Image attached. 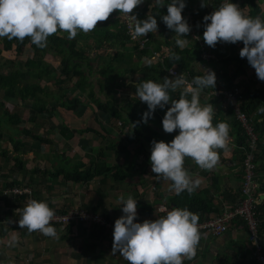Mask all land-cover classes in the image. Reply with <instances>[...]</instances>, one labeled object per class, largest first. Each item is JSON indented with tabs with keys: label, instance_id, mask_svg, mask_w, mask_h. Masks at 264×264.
Instances as JSON below:
<instances>
[{
	"label": "crops",
	"instance_id": "obj_1",
	"mask_svg": "<svg viewBox=\"0 0 264 264\" xmlns=\"http://www.w3.org/2000/svg\"><path fill=\"white\" fill-rule=\"evenodd\" d=\"M257 1L261 10L264 9V0ZM115 11V17L120 18L119 10ZM262 13L264 14V11ZM197 41L200 44V41ZM150 51V62H157L164 59L163 54L166 53V48L161 46V50L158 51L150 45ZM107 52L113 55L116 49L110 48ZM135 53L137 56V51ZM154 53H157L159 57H154ZM145 61L148 63L149 59L144 58L143 62ZM200 65L205 72L206 69L214 70L220 85L217 90H204L200 96L201 103H212L215 108L214 117L217 116L218 120L226 121L230 125L228 146L226 149H217L220 158L214 168L202 169L193 159L185 158L184 167L189 170L190 175L201 181L193 193L211 199L214 205L213 211L199 215L203 219L198 222H203L221 214L225 209L233 207L240 201V190L245 173L244 159L248 150V144L245 147L238 142V132L234 126V119L236 120L237 117L233 106L221 93L215 94L217 98L211 96L215 92L234 88H240L246 95L259 88L261 84L253 77L255 73L248 72L249 66L246 74L239 75L232 87H227L218 77L224 71L219 60L208 63L202 59ZM230 67L233 68V65ZM168 69H166V75L170 77ZM179 71L184 73L189 81L192 80L187 72ZM125 80L124 86L115 89L119 106L123 105L125 97L139 99L135 95L136 87H134L138 82L133 81L130 76ZM119 82L122 80L119 79ZM103 83L99 73H97V78L90 77V84L95 93L100 90V94L106 93L109 98V91L106 88L102 89ZM69 88V92L66 93L71 94L73 86ZM88 90L83 92V101L86 104L83 112L73 115V112L68 113L66 110V114L62 112L63 109L59 108L58 111L56 108L51 114L39 117L34 122L26 121V126L21 128L31 129L42 137H47V144H41L29 136L30 139L24 138L26 135L20 134L19 137L26 143L19 154L23 158L22 168L15 165L13 158L18 154L14 153L12 140L5 139L3 135L0 144V264H128V261L118 252L112 253L114 230L106 229L102 225L77 223L65 229L55 226L58 238H54L43 233L28 232L19 224L4 223L5 218H20L21 209L27 204L25 201L29 199L26 200L28 196L25 195L5 196L3 191L12 187L5 185L8 180H15L16 185L13 186H31L32 196L30 198L47 200L55 212L83 207L102 215L113 223L123 215L121 205L116 202L120 196L126 198L130 194L136 198L138 211L136 219L139 222L145 219L154 220L164 215L159 212L160 206H165L168 210L174 206L183 207L175 201L182 191L177 193L170 190L171 181L153 173L150 163L152 141H171L179 132L177 129L172 133H167L162 127L163 116L171 105H166L164 109L157 107L158 118L148 122L152 132H146L139 137L128 136V131L134 127V123L128 120L127 111L123 110V118H112L103 111H97L95 103L88 97ZM96 97L105 100L97 93ZM53 102L57 103L55 99L50 103ZM23 106H18V108L22 109ZM139 107L147 109L146 102H141ZM10 110L13 111L14 106ZM25 110L30 113L28 108ZM249 116L254 120L251 115ZM71 118L77 120L76 126L73 127H77L75 129L78 131L75 130L74 133L70 130L73 129L69 122ZM253 126H255L254 121ZM7 142L10 143L8 147L4 145ZM4 151L7 152L6 155L3 154ZM258 151H262L259 148V137ZM11 152L14 155H11L10 160L12 161L10 162L9 159L7 160V155L13 154ZM57 153L58 156L54 155ZM59 161L61 165H65L66 169L79 168L83 172H90L91 176L88 180L80 182L66 180L64 174L57 173L61 171ZM256 179L261 185L259 197L260 206H262L264 204V171L256 169ZM261 216L260 242L264 245V230L262 231L264 214L261 213ZM199 232L200 240L196 255L190 260L185 259L183 264H258L254 258V247L250 242L248 229L242 219H235L228 231L221 235Z\"/></svg>",
	"mask_w": 264,
	"mask_h": 264
},
{
	"label": "clouds",
	"instance_id": "obj_2",
	"mask_svg": "<svg viewBox=\"0 0 264 264\" xmlns=\"http://www.w3.org/2000/svg\"><path fill=\"white\" fill-rule=\"evenodd\" d=\"M187 0H152L150 9L167 5L162 22L176 34L175 44L183 49L188 44L191 25L182 15ZM144 0H0V37L46 47L48 37L67 32L73 39L78 32L88 33L105 21L115 10L126 19L133 40L149 33H156L158 22L153 11L143 19L134 9ZM201 0V7L208 6ZM264 11V9H262ZM203 40L215 47L218 42H243L239 55L247 58L258 79L264 81V15H249L234 0H221L218 7L203 17ZM179 60L180 57L176 56ZM216 73L206 69L202 75L189 81L183 73L163 77L162 82L141 80L135 95L146 102L147 111L142 120L148 122L157 107L167 108L162 127L167 133L179 130L171 141L153 140L151 145V170L157 176L171 181L169 189L177 193L195 191L201 181L190 175L184 167L185 158H191L202 169L211 170L219 161L217 149H226L229 143L230 125L226 121L213 123L215 108L212 103L202 104L204 89L216 87ZM180 89L179 97L171 93ZM264 112V105L258 107ZM134 126V125H133ZM123 215L114 222L112 253H119L128 264H183L196 255L200 240L199 215L187 207L174 206L164 215L139 222L137 200L132 195L120 196L116 201ZM55 209L47 200L31 199L21 209L18 224L28 232L39 230L46 236L58 238L56 228L50 223Z\"/></svg>",
	"mask_w": 264,
	"mask_h": 264
},
{
	"label": "trees",
	"instance_id": "obj_3",
	"mask_svg": "<svg viewBox=\"0 0 264 264\" xmlns=\"http://www.w3.org/2000/svg\"><path fill=\"white\" fill-rule=\"evenodd\" d=\"M168 2H170V0H163V3ZM206 2L209 5L201 7V0H187L186 7L182 12V15L187 20L189 13L199 18L200 22L196 26V32L203 43H205L202 38L204 31L203 17L211 13L214 8L218 7L221 0H206ZM234 2L241 8H244L245 11L253 17L258 14L264 15L257 0H234ZM151 3L152 0H144V3L138 5L137 8L134 9V12L140 19L145 18L148 11H153L158 22V34L157 32L147 34V36H145L147 41L146 47L143 49H139L138 44L130 39L121 19L115 17L116 11L110 14L107 20L98 21L97 27L94 30L88 33L78 32L77 36L73 39H68L67 32L58 31L50 35L46 47L43 48L31 43L29 37H25L23 41L15 38L8 39L7 37H3L0 40V54L7 51L15 52L17 54V59L15 58L16 61L19 60L18 57L24 55L25 58H23L21 69L23 70L24 67L28 73H25V75L36 78L37 82H21L20 77L23 76L24 73L20 70L12 72L8 76L3 75L0 71V110H2L0 111V144L3 140L2 130L4 127L19 134H25L32 140L38 141L41 144L46 143L45 137L35 133L33 130L16 127L22 121V115L24 113L22 109L27 108V101L31 100L29 120L33 122L39 118V115H43L44 113L45 116L48 115V113L51 114L57 108L58 104L73 113H78L81 112V107L82 110L84 109L86 104L81 95H75V93L79 90L86 92L88 87V97L95 103L97 111H103L112 118H123V110L127 111L129 115L128 120L134 123V127L128 131V136L132 135L134 137H139L146 132H152L148 122L158 118L157 109L153 115L148 118V122L144 123L142 116L147 109H140L139 105L142 101L136 97H125L122 102L123 105L119 106L116 100L115 89L119 86H124L126 82L125 79L128 76L138 83L144 79H152L160 82L163 77H168L166 75V69L170 67H175L187 72L190 79L195 75L204 74L205 71L200 65L202 61L201 45L194 39L191 31L189 36L185 37L188 40V44L185 48L180 49L175 44L176 34L173 30L168 29L161 19V16L167 13V5L150 9L149 6ZM185 10L189 13H186ZM90 40L93 43H88ZM150 45H152V48H157L158 51L161 50V46L166 47V53L163 54L165 57L162 61L150 62ZM205 46L208 51L217 56L221 63V67L224 68L223 73L219 72L220 75L218 77L223 80L225 86L232 87L235 79L239 75L246 74L247 66H250V64L247 58H241L239 55L240 47L244 46L242 41L236 43L218 42L215 47H211L205 43ZM110 48L116 49L113 55L107 53ZM93 49L96 51L94 60L99 66L97 73L100 74V78L104 81L102 89L105 90L106 88L109 91V98L105 100L96 97L95 90L90 84V77L92 74L91 53ZM135 51H137V56ZM47 55H52L56 61L60 62L59 70L46 60ZM176 56H179L180 59H175ZM144 58L149 59L148 63L146 61V63L143 62ZM14 60L10 61V63L15 64L16 61ZM85 65H87L86 69L84 68ZM231 65H233V68L230 67ZM138 74H140V76L136 78L135 76ZM45 79L46 82L42 83ZM119 79H121L122 82H119ZM52 85L56 86L61 92H63L65 87L73 86V93H55L51 89ZM132 86L134 85L132 84ZM219 87L218 80H216L215 88L209 87L204 90H217ZM179 93L180 89H177L175 92L171 93V96L178 98ZM55 95L59 97L56 100V106L51 105L49 102L55 99ZM211 97L217 98L214 94H212ZM6 102L14 106L13 111L6 107ZM48 104L50 107H48ZM262 105H264V85L254 89L252 92H248L241 103L244 112L251 115L254 119V128L259 137V148L262 150L256 153L255 161L261 172L264 171V112H258L257 109ZM18 106L23 107L19 110ZM218 121L220 120L215 116L213 123L215 124ZM234 126L237 128L238 142L246 147L247 137L244 127L237 119H234ZM12 143L14 146V153L18 154V156H14L13 158L15 165L22 168L23 158L19 154L26 143L23 142L20 137L17 140H12ZM3 154L6 155L7 152L4 151ZM8 159L9 156L7 155V160ZM257 167L256 169L259 171ZM57 173L59 175L64 174L66 180L77 182L88 180L91 176L90 172H83V170L81 171L79 168H67L66 170L61 168V171H57ZM3 176L4 175H2V177ZM6 178L8 179L9 177L7 176ZM5 185H16L15 180H8ZM175 201L181 204L183 206L182 208L187 207L190 211L198 215L205 212L209 213L214 209L211 199L204 198V196L193 192L189 193L182 191V193L178 194V198H176ZM259 210L264 214V204L259 206ZM202 219L203 218L199 216V221ZM3 222L6 223L5 221ZM263 230L262 228V231Z\"/></svg>",
	"mask_w": 264,
	"mask_h": 264
},
{
	"label": "built area",
	"instance_id": "obj_4",
	"mask_svg": "<svg viewBox=\"0 0 264 264\" xmlns=\"http://www.w3.org/2000/svg\"><path fill=\"white\" fill-rule=\"evenodd\" d=\"M189 13L188 11H185ZM122 23L126 27L127 34L130 39L138 44L140 49L146 47L145 36L138 37L133 40L129 34L128 23L126 19L120 17ZM188 22L191 25L192 36L200 41L201 44V56L205 62L218 61L217 56L206 49L205 43L201 40L198 33L196 32V26L200 22L199 18H196L192 14H188ZM154 57L158 58L159 55L154 53ZM170 77L181 74L176 68H169L167 70ZM186 78L185 74L183 73ZM187 79V78H186ZM223 94V96L229 101L233 106L235 115L238 121L244 127V130L247 133V144L248 150L246 152V157L244 159V179L243 185L240 190V201L230 207L225 209L221 214L215 215L211 218L204 220L203 222H198L199 231H202L208 235H221L228 231L230 225L235 219H242L246 225L249 233V239L251 244L254 247V258L258 264H264V245L260 241V226L262 224L261 211L259 206L261 199L259 197L260 193V184L256 179V153L258 151V136L254 130L253 120L251 117L244 112L241 107V102L243 100V94L240 88H234L233 90L225 89L219 92L213 93L214 95ZM5 196H28V200H31L32 190L27 186H12L3 191ZM28 201V202H29ZM27 202V203H28ZM168 211L167 207L160 206L159 212L165 214ZM5 222H13L14 218L4 219ZM18 223V220H15ZM92 223L104 226L106 229L114 230V223L107 220L102 215L91 212L83 207H75L66 210L65 212H55L53 220L50 222L53 226H58L62 229H65L71 224L77 223ZM38 234H41L39 230L34 231Z\"/></svg>",
	"mask_w": 264,
	"mask_h": 264
},
{
	"label": "rangeland",
	"instance_id": "obj_5",
	"mask_svg": "<svg viewBox=\"0 0 264 264\" xmlns=\"http://www.w3.org/2000/svg\"><path fill=\"white\" fill-rule=\"evenodd\" d=\"M3 37H0V40L2 39ZM88 43H93L91 40L88 42ZM166 48V47H165ZM95 49H93L92 50V53H91V58H92V61H91V65H92V74H91V78L92 79H94V78H97V65L96 64H98V63H96V61L94 60V58L96 57V55H95V53H96V51H94ZM107 53H110V52H107ZM17 59V54L15 53V52H12V51H7V52H3L2 54H0V71H1V73L3 74V75H5V76H8L9 74H11L12 72H16V71H18V70H20V71H23V76H21L20 77V79H21V82H24V83H35V82H37V79L36 78H34V77H31V76H28V75H25V73L26 74H28L27 72H26V69L23 67V70L21 69V67H22V65H23V58H25V56L24 55H21L20 57H18V59L19 60H17L16 61V59ZM14 60V61H16V63L15 64H12V63H10V61H12V60ZM21 59V60H20ZM46 60L48 61V62H50L52 65H53V67H55L57 70H59L60 69V62L59 61H56L55 60V58L52 56V55H47V57H46ZM21 61V62H20ZM202 67V66H201ZM248 67V66H247ZM85 69L87 68V65H85V67H84ZM248 72L249 73H255V75L253 76L254 78H256V80L258 81V82H260V84L261 85H264V81H262V80H260V79H258V77L256 76V72H255V69L252 67V66H249V68H248ZM140 76V74H138V76H135L136 78L137 77H139ZM243 76H247V75H243ZM248 77V76H247ZM75 80H76V78H75ZM49 81H51V80H49ZM254 81V80H253ZM40 82V81H39ZM46 82V79L43 81V83H45ZM51 85V84H50ZM65 87V86H64ZM89 88V87H88ZM51 89H52V91L53 92H55V93H66V92H69V90H70V88L69 87H65L64 88V90H63V92H61L56 86H54V85H52L51 86ZM100 92V90L99 91H96V93L98 94V96H100V97H103L104 99H106V98H108V95L105 93V94H100L99 93ZM73 93V92H72ZM71 93V94H72ZM76 94H81V97H82V99H83V91L81 90H79L77 93H75V95ZM243 94V96L245 95L244 93H242ZM59 97L57 96V95H55V100H57ZM52 100H54V99H52ZM52 100H50L49 102H51ZM27 108L30 110V103H31V100H28L27 101ZM51 104H53L54 106H56L57 105V103L55 104L54 102L53 103H51ZM6 106L8 107V109L10 110V109H13V105L12 104H10L9 102H7V104H6ZM48 107H50V105L48 104ZM59 108H61V110L63 109V113H66L67 114V112L68 113H72V111H69V110H67L65 107H63V106H60L59 104L57 105V109H58V111H59ZM19 109H21V108H19ZM23 111H24V113H23V115H22V121H21V123L20 124H18L16 127H19V128H21V127H24V126H26V121L28 122L29 121V119H28V117L30 116V113L28 112V110H25V109H22ZM67 110V112H65ZM0 111H2V110H0ZM81 111L83 112V110H82V107H81ZM78 113H80V112H78ZM77 112H75V113H72L73 115H76V114H78ZM39 117H45V113L43 114V115H39ZM40 122V121H39ZM69 122H70V127L71 128H73V129H70L71 130V132L72 133H74L75 132V130L76 131H78V129H75V128H77V127H73V126H76L75 124L77 123V120H74V119H72L71 118V120H69ZM40 124V123H39ZM41 125V124H40ZM42 132L43 133H45L43 130H42ZM3 135H4V137H5V139H9V140H15V139H17V138H19V136H20V134L19 133H16V132H14V131H12V130H9V129H6V128H3ZM26 137H28V136H25L24 138H26ZM29 138V137H28ZM30 139V138H29ZM45 139H47V137H45ZM8 140V141H9ZM44 144H47V141H46V143H44ZM6 147H8L9 145H10V143L9 142H7L6 144H4ZM11 153H13V152H11ZM11 155H14V153L13 154H10L9 156H10V158H9V160L11 159ZM54 155H59L58 153L57 154H54ZM12 160H10V162H11ZM9 162V163H10ZM59 163H60V167L61 168H63L64 170H66L65 169V165H61L62 163H61V161H59ZM13 167V166H12ZM7 170H10V169H7ZM11 174V173H10ZM25 186V185H24ZM31 187V186H30ZM29 187V188H30ZM32 188V187H31ZM28 199V197L26 198V200ZM29 200H27V201H25V203L26 202H28ZM73 208H75V207H73ZM19 218H14V221L13 222H8L9 224H18L17 222H15V220H18ZM89 223V222H88ZM88 223H84V224H88ZM38 234V233H37Z\"/></svg>",
	"mask_w": 264,
	"mask_h": 264
}]
</instances>
